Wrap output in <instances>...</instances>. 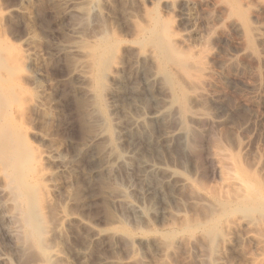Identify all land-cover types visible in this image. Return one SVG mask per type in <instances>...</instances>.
<instances>
[{
    "label": "rangeland",
    "instance_id": "obj_1",
    "mask_svg": "<svg viewBox=\"0 0 264 264\" xmlns=\"http://www.w3.org/2000/svg\"><path fill=\"white\" fill-rule=\"evenodd\" d=\"M70 6H76L79 15L65 16ZM0 12L1 31L29 56L25 86L30 97H37L39 86L45 90L41 108L34 103L27 107L25 123L33 147L58 157L45 164L57 190L44 196L43 250L62 254L51 264H264L263 251L243 240L229 248L217 241L204 259H198L182 229L198 222L214 231L215 217L206 220L186 202H177L173 184L161 181V175L142 180L137 159L142 154L189 177L192 170H203L207 178L197 181L198 187L204 184L205 189L199 187L202 193L218 199L216 194L229 190V176L223 175L224 164L217 161L225 154L222 163L230 162L231 172H241L264 196V0H0ZM151 20L170 25L184 37L185 48H203L212 55L207 100L200 108L210 123L202 124L204 135L188 149L167 142L171 128L167 118L153 123L150 132L126 137L123 130L130 111L138 113L135 103L116 101L111 94L116 86L108 80L102 90L75 76L78 69L93 73L89 60L113 51L123 66L124 94L131 93V99L139 92L146 111L161 105L156 87L140 84L154 67L143 63L136 72L133 65L132 41ZM86 86L95 94L84 93ZM131 139L138 156L127 154ZM132 140L129 143L134 144ZM146 184L153 186L148 196L143 191ZM233 188L243 189L240 182ZM116 197L122 199L119 204ZM138 204L151 211L147 222L137 213ZM166 207L183 209L187 222L163 216ZM254 207L249 202L240 214ZM62 214L70 220L63 221ZM223 218L221 214L219 221ZM121 237L132 239L131 244H124ZM12 249L0 234V264L39 262L40 249L19 254Z\"/></svg>",
    "mask_w": 264,
    "mask_h": 264
},
{
    "label": "bare ground",
    "instance_id": "obj_2",
    "mask_svg": "<svg viewBox=\"0 0 264 264\" xmlns=\"http://www.w3.org/2000/svg\"><path fill=\"white\" fill-rule=\"evenodd\" d=\"M64 12L65 16L69 18L79 15L76 6L67 7ZM1 20L0 12V234L5 242L11 245L12 250L18 254L34 251L36 248L40 249L39 262L32 264H51L53 259H59L62 254L56 249L49 253L43 250L45 234L44 196L48 191L51 193V191L57 190V187L51 183L52 175L46 172L45 164L49 161H58V157L53 151H39L33 147L25 123L27 107L34 103L37 108H41V99L45 95V90L39 86L37 97H30L25 86V79L27 78L25 69L29 56L27 51L17 46L8 34L1 31ZM147 22L144 23L145 27L140 28L136 38L132 41L131 48L136 52L133 65L137 67L135 68L136 72H139L140 65L143 63H149L154 67L140 84L146 88L149 84L150 86L154 85L163 99L161 105L146 111L142 103L143 100L139 99L140 93L138 91V94L133 93L131 99H129L131 91L129 97L124 94L122 86H124L125 80L121 75L123 66L115 59L113 51L109 56L107 54L105 58L102 56L93 61L89 60L88 64L94 69L93 73L78 69L75 76L79 80L93 82L102 90L103 87H107L106 80H108L116 86L114 90L110 89L116 101H121L123 104H128L129 101L135 103L133 105H135L138 113L135 114L130 111L126 129L123 130L122 128L126 137L137 131L150 132L149 127L153 123L167 118L171 124L170 132L168 131L166 135L167 142L175 143L176 149L179 146L188 149L199 143L200 135H204L202 124L210 123L200 108L204 107L207 100L205 88L211 79L209 62H211L212 55L203 48L197 50L185 48L183 46L185 44L184 37L177 34L170 25L164 26L163 23L158 24L154 20ZM260 36L263 35L260 34ZM112 42L114 44V41ZM77 50L75 51L78 52ZM88 53L86 55H89ZM38 79L36 77L37 81ZM82 90L88 95L95 94L94 88L90 86L82 87ZM145 91L142 90L143 93ZM161 137H163L162 134ZM131 140H126L128 142V152H126L133 157L138 154V149L135 148L136 142H133L134 140H132L134 144L129 143ZM141 155H139L140 158H137L139 162L137 164L141 168L142 173L139 174H141L142 180L145 181L152 175H158V177L161 175V181L164 179V183L166 181L173 184L174 189L172 188V191L175 192L172 194L176 196L177 202L183 201V205L186 202V206H189L196 213L200 212L206 220L215 217L216 220L214 219L213 223H215L214 229L217 230V234H215V230H212V233L211 229L213 228L210 229L198 222L189 223L190 225L182 229L183 233L187 234L185 238L193 245L198 259H204L211 246L215 247L217 241L223 247L230 246V244L239 245L240 240L252 242L255 248L263 251L262 256L264 257V196L254 182L245 178L241 172H231L233 167L230 162L222 163L227 159L225 154L219 155L217 161L218 164H224L220 166V169L225 172L223 175L229 176L226 180L229 190L223 189L224 192H222L221 188V195L214 193V191L213 193L219 197L218 199L207 196L208 193H202L204 190L199 187L203 186V183L198 187L197 183L201 181L203 176L207 178L205 173L202 174L203 170H192L191 173L194 171V174L189 177L180 174L165 163L163 164L162 161L161 163L156 159L153 160ZM116 157L120 161L119 154H116ZM116 159L114 158L117 162ZM157 159L159 160V158ZM107 171L111 174L113 168L108 166ZM204 178L203 181L206 180ZM150 181L148 183L152 185ZM239 182L243 188L241 192L235 191L233 188L239 186ZM159 186L156 189L160 188ZM151 187L147 186L146 189H143L145 196L151 194L153 189ZM154 191L157 193L158 190ZM216 192L220 193V190ZM183 193H186V197L182 195ZM121 201L120 197L114 198L116 204ZM249 202H254L256 207L248 208L244 210V214H240V208ZM176 205L180 206L181 204L176 203ZM136 208L137 213L147 222L151 211H148L144 204H138ZM167 208L163 209V216L170 214L182 224L187 222V215L183 209L177 208L178 210H175L173 208L171 210L172 207H170V211ZM66 214H62L61 218L68 222L70 217ZM221 214L225 218L219 221ZM186 229L187 232H184ZM218 231L222 232L223 236H219ZM217 235L220 237V241ZM121 238V241L127 246L131 244L132 239ZM227 247L225 248L228 249L229 247ZM263 260L264 258L261 260L262 263H264Z\"/></svg>",
    "mask_w": 264,
    "mask_h": 264
}]
</instances>
